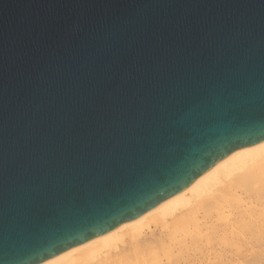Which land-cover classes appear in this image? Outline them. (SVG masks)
I'll list each match as a JSON object with an SVG mask.
<instances>
[{
	"label": "water",
	"instance_id": "1",
	"mask_svg": "<svg viewBox=\"0 0 264 264\" xmlns=\"http://www.w3.org/2000/svg\"><path fill=\"white\" fill-rule=\"evenodd\" d=\"M264 141V0H0V264H42Z\"/></svg>",
	"mask_w": 264,
	"mask_h": 264
},
{
	"label": "bare ground",
	"instance_id": "2",
	"mask_svg": "<svg viewBox=\"0 0 264 264\" xmlns=\"http://www.w3.org/2000/svg\"><path fill=\"white\" fill-rule=\"evenodd\" d=\"M42 264H264V141L139 218Z\"/></svg>",
	"mask_w": 264,
	"mask_h": 264
}]
</instances>
